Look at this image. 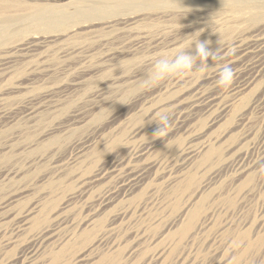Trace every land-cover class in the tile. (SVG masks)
<instances>
[{
	"label": "rangeland",
	"instance_id": "rangeland-1",
	"mask_svg": "<svg viewBox=\"0 0 264 264\" xmlns=\"http://www.w3.org/2000/svg\"><path fill=\"white\" fill-rule=\"evenodd\" d=\"M13 1L31 10L42 4V0ZM155 10L141 4L111 6L59 22L27 21L6 28L0 49V99L7 109H14V122L7 123L0 115V264H28L39 256V244L19 227L47 192L56 203L73 196L65 215L74 224L88 225V230L91 225L115 230L106 241L116 246L114 264H145L164 250L161 264H172L182 249L181 237L173 230L167 233L165 225L202 181L211 182L206 205L216 213L201 233L195 255L198 264H264V74L248 86L239 75L225 89L218 82L224 58L217 50L223 42L248 45L261 36L252 31L255 24L225 17L216 22L222 30L228 27L206 45L214 59L203 61L192 52L188 53L193 58L190 71L161 72L160 60L173 64L178 55L170 58L172 50L192 43L197 31L207 32V22L190 26L184 19L156 15ZM111 18L116 19L114 28L104 29ZM69 47L74 51L67 55ZM144 63L156 70L138 81L135 75L147 69ZM113 79L123 88L115 97L110 89ZM80 82H86L83 89L69 98ZM102 88L104 97L112 101L81 124L78 120L87 109L103 98ZM30 97L41 105L60 101L37 125L23 131L27 122L22 113ZM163 116L171 127L166 136H154L157 128L164 127ZM56 125L62 129L53 142L25 147ZM13 134L15 139L10 141ZM203 140L218 148L219 154L193 167L192 179L183 181L176 202L164 208L161 219L149 220L156 215L151 206L149 217L139 210L147 199L144 191L125 198L139 172L148 174L157 187L184 173L193 159L191 150ZM155 146L154 156L162 165L134 166ZM108 157L111 162L98 166ZM136 206L137 213L132 212ZM228 235H238L237 241L226 242ZM243 235L247 248L234 257L230 247L235 248ZM82 239L74 249L86 242Z\"/></svg>",
	"mask_w": 264,
	"mask_h": 264
},
{
	"label": "bare ground",
	"instance_id": "bare-ground-1",
	"mask_svg": "<svg viewBox=\"0 0 264 264\" xmlns=\"http://www.w3.org/2000/svg\"><path fill=\"white\" fill-rule=\"evenodd\" d=\"M140 4L155 7L156 10L154 11V14L160 15L163 18L184 19L190 26H195L194 24L202 25V23L207 22V32L197 31L191 38V41L195 40L192 43L186 45L184 44V46L181 45L182 47H175L172 50L173 53H170V58H172L173 55H178L179 57L182 54L189 55L192 52H196L197 45L201 42H206V45L214 42L215 39L220 37V33L218 32H223L228 27L227 24L222 30L221 24L216 22L225 17L234 16L240 20L241 23L255 24L254 26L256 27H254L255 29L253 28L252 31H255L257 34H260L259 36H261H258V39L256 36L257 41H255V43L243 45L242 43H236L237 41L235 42V40H231L221 43L217 50L218 52L223 53L221 55L223 57L220 56L221 58H224L221 60V64L223 66L221 70H223L225 66L230 65L235 72V78H238L240 75L244 79V83L247 86L252 83L251 81H254L253 83H255L257 79L264 74V0H42V4H40L38 8H34L32 10L24 6L19 8L21 5L16 4L13 0H0V49L2 40L4 39L6 33H8L6 28L9 26L18 24L22 25L27 21L42 23L59 22L71 18L81 17L86 12H101L109 9L111 6L123 8ZM20 11H25L26 13L21 16L20 14H17ZM115 20V18L108 20L104 29L112 30V28H114L112 21ZM212 20L215 23H210ZM129 28L131 27L129 26ZM58 47L61 49L60 51H64L62 50L63 47ZM73 51L74 50L70 48V50L66 49L65 53L68 55ZM163 62L164 59L160 60L161 65L164 64ZM151 63H146L147 65L144 63L147 69H142L141 67L142 70H139L136 73L135 78H137L138 81L152 73V71L156 70L153 67L149 68ZM112 81L110 89L114 92L115 97L120 89L123 91V88L119 86L120 82H118V85L115 84L117 83L116 79H113ZM126 83L127 81H125V84ZM82 84H86V82H80L79 85H76L75 83L76 86L72 90L73 93L69 96V98L76 96V92L79 93L80 88L83 89L81 87L83 86ZM104 91L105 88L100 89V97L103 98H100L93 107H89L87 112H85V116L78 120L81 124H84V122L89 119L90 114L99 110V106H105L112 101L111 99L104 97ZM59 101L60 100L50 102L49 105H41L39 103H34V97H30L26 101V111L22 113V119L26 120L27 125L25 126V129L21 130L27 131L37 125L41 121L42 115L49 109L57 107L59 105ZM5 108L3 99H0V115L4 117L7 123H13L14 117H11V113L14 109H11L10 107L9 109L6 108V110ZM79 122L77 123L79 124ZM61 127V125L49 127L39 136L37 140L26 144L25 147L28 148L32 145L37 146L40 142L45 141L50 143L53 142L56 135L61 131ZM20 133L21 131L18 132L17 135ZM14 135L15 134H13L12 138H10V141L15 139ZM213 146L214 145L212 143L206 140L195 148L193 147V150H191L193 159H191L190 163L187 164L188 168L185 167L187 170L185 169L186 171H184V173L182 171L181 175L177 174V177L175 175V178L173 177L174 179L169 181L167 180V182L164 185L162 184L163 186L161 187L151 185V180L148 174L146 175L145 173L142 174L143 172H139L140 175L136 176L135 173L137 171L135 172L133 170L136 177L134 176L135 180L132 181V184H134L130 188V191H127L128 194L125 198L128 199V197L137 196L140 195V193L143 194L144 191V196L146 195L145 198L147 199L145 201L143 200L139 204V210L142 211L143 214L147 213L149 217L151 214L149 206H151V209H154L156 215L149 220L161 219L163 217L164 208L166 209V206L171 204L172 201L176 202L177 195L183 186V181L186 179H192L190 172L193 167L197 166V164H200L201 162H205L206 160L209 161L212 155L216 156L219 154L218 148H213ZM156 148L157 146L152 148L151 153L149 152L148 155H145V157H140V159L137 160L138 162H135L136 164L134 166L144 167L162 165L161 160L154 156ZM119 153L120 152H116L114 155H118ZM87 155L83 157V160H85ZM111 161L112 158L108 157L98 166H104ZM223 165L224 164L221 166ZM98 169L96 170L97 175L99 174ZM143 171H146V167ZM133 172H131V174ZM214 175H216V173H212L211 178ZM209 184L207 181H202L196 186V188L192 189V191L183 198L182 203L179 206L177 205L178 207L177 210H175L176 212L172 213L173 216L165 225V231L167 233L170 234L173 230L176 234H180L179 236L181 237L182 249L176 256L175 260L171 262L172 264H198L195 255L198 252L201 233L207 229L216 213L215 208L211 206L207 208L208 205H206ZM49 196L50 192H47L43 198V202H39L31 211L28 212L19 227L22 233L27 234L30 239H35L36 243L39 244V256L28 264H70V262H75L76 264H114L117 260H114L116 246H114L115 244H113V242L112 244L107 245L106 241L110 238V236H114L115 230L110 227L103 228L104 226L96 227V225H91V229L88 230V225L83 227L74 224L72 220L65 215L66 209L69 207V202L73 196L69 197L68 195L67 197L69 198L66 197L59 203L50 200ZM218 198H220V196L217 194L216 199ZM175 207L176 205L174 203L172 209ZM137 209L138 208L136 206L132 212H136ZM126 213L127 211L125 214ZM7 214L8 217L12 216V213ZM221 229L224 230V228ZM92 230H95L96 232L92 238H89ZM223 232L224 231H221V233ZM219 236L222 235L220 234ZM241 237L240 243H238L235 248L230 247L234 257L247 248L246 235ZM81 239L86 240V242L74 249L79 244ZM226 239L227 240L225 241L230 244L235 243L238 239V235H228V238ZM132 253H134V251ZM165 253L166 251L164 250L163 252L161 251L152 255L149 258L148 263L146 261L145 264H161ZM129 255L131 254L129 253Z\"/></svg>",
	"mask_w": 264,
	"mask_h": 264
},
{
	"label": "clouds",
	"instance_id": "clouds-1",
	"mask_svg": "<svg viewBox=\"0 0 264 264\" xmlns=\"http://www.w3.org/2000/svg\"><path fill=\"white\" fill-rule=\"evenodd\" d=\"M197 55L203 60L207 61L209 58H213V54L206 47V42H201L197 45L196 49ZM193 67V58L190 55L182 54L180 55L173 64L169 65L167 63L160 66L161 72L169 71H190ZM235 72L230 65L224 67L219 76V85L225 89L231 87L234 83ZM161 123L164 125L163 128H157L154 133V136L164 137L167 135L168 129L171 127V124L168 122L166 116L161 117Z\"/></svg>",
	"mask_w": 264,
	"mask_h": 264
}]
</instances>
